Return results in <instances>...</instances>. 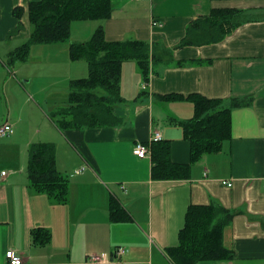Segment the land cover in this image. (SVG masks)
Here are the masks:
<instances>
[{"label":"crops","instance_id":"crops-1","mask_svg":"<svg viewBox=\"0 0 264 264\" xmlns=\"http://www.w3.org/2000/svg\"><path fill=\"white\" fill-rule=\"evenodd\" d=\"M29 1L0 0L4 61L29 36ZM15 7L23 9L22 29L13 32L19 24L13 15ZM111 8V17L103 24L108 40H140L170 49L179 43L191 20L212 9L264 13V0H111ZM97 25L93 29L89 24L79 26L87 31L71 40H86ZM37 52L48 72L41 75L51 77L50 82L37 85L27 72L24 83H11L9 106L0 113V126L12 127L9 136L0 137V171H7L0 181V264H9L8 250L20 256L22 264H89L87 255L111 254L116 247L126 253L111 264H170L165 250L177 245L188 205L211 202L233 213L223 231V244L233 257L196 264H264V19L239 26L219 43L175 49L173 61L158 66L145 82L135 62H124L123 102L113 109L114 124L101 128L61 131L56 127L43 107L48 100L50 113L64 106L69 82L86 77L87 65L69 60L67 43L32 45L26 61ZM13 65L7 66L8 76ZM194 93L219 99L250 97L251 104L232 112L231 139L220 153L191 164L185 179H152L154 132L169 141L171 161L185 164L190 159L182 129L170 119H190L192 104L165 102L158 96ZM16 97L31 112L42 113V124L21 129V123L32 118L26 119L24 109H14ZM35 142L55 145L56 169L69 180L66 204H57L29 187L27 150ZM136 143L149 147L148 158L134 155ZM111 198L129 213V222L109 220ZM35 228L50 232L47 244H33Z\"/></svg>","mask_w":264,"mask_h":264},{"label":"trees","instance_id":"trees-1","mask_svg":"<svg viewBox=\"0 0 264 264\" xmlns=\"http://www.w3.org/2000/svg\"><path fill=\"white\" fill-rule=\"evenodd\" d=\"M111 10V0H31L27 4L29 36L7 55L6 66L26 61L32 45L62 43L68 44L70 61H83L87 65L86 77L69 82L65 105L49 115L61 131L101 128L114 124L113 109L116 104L123 102L120 87L124 62H135L145 82L158 66L173 61L172 53L175 49L219 43L239 26L264 19L262 12L235 8L212 9L208 15L191 20L179 43L169 49L140 40H108L103 24L110 19ZM22 13L21 7L13 9V15L19 21L13 32L22 28ZM88 21L98 22L90 36L84 41L71 40V24ZM158 99L165 102H189L193 106V116L183 121L170 119L181 127L183 138L189 144L188 163L171 161L169 141L151 143V177L155 180L185 179L191 164L206 155L220 153L223 144L231 139L232 112L251 104L250 97L219 99L197 93L186 96L159 95ZM27 157L25 173L29 187L36 193L45 194L57 204H66L69 180L67 175L56 169L55 145L50 142L31 143ZM109 202V220L112 223L131 220L129 213L116 199L111 198ZM232 216L230 210L215 202L188 205L183 226L178 232L177 245L165 250L169 263L196 264L207 260H230L233 252L223 244V231ZM49 240L48 230H32L33 244L44 245Z\"/></svg>","mask_w":264,"mask_h":264},{"label":"rangeland","instance_id":"rangeland-1","mask_svg":"<svg viewBox=\"0 0 264 264\" xmlns=\"http://www.w3.org/2000/svg\"><path fill=\"white\" fill-rule=\"evenodd\" d=\"M83 24H89L90 29H93V26L98 24V22L97 21H89V22H74V23H72V25H71V37L70 38L78 39L76 37H79L78 36L79 34H82L85 29L87 31V27H80L79 28V26H81ZM78 28H79V30L77 32L76 30ZM41 58H42V54L37 52L34 55H30V59H28V61L14 63V65H13V67H14L13 74L11 76H8V68H7L6 63H5L6 61H4V59L2 57H0V113L7 106H9V102L7 100V91L11 88V83L13 81L14 82L21 81V82L24 83V75L27 72L30 74V76L32 78H35V83L37 85H44V84H47V83L50 82V80H51L50 78L51 77L49 79H47L46 77L41 75L43 73H46V74L48 73L46 71V68L44 70L41 67L42 65H40ZM51 66H55L56 67V65H51ZM15 67L17 69H15ZM47 67H49V66H47ZM52 78H55V77H52ZM27 89L29 90L30 88H27ZM28 90H27V92H28ZM31 93L34 94L32 91H31ZM37 99H38V101L41 100L38 97H37ZM51 99H53V98H51ZM16 100H17V102H16V104L14 106V109H16V110H18L20 108L24 109L25 112L28 113L25 116L26 119L29 116H31V118H32V121H30V122L28 121V122L21 123V129L22 130H26L28 127L33 128L36 124H42L41 121H42V118H44L42 113H38V111L31 112L30 108H27L28 107L27 105H22L19 102V100H20L19 97H16ZM49 102H50V100L47 101L46 107L45 106L43 107L45 109L47 115H50V111H52V109L50 108ZM30 104H31L32 108H35L34 107L36 105L35 103H30ZM45 133H46V131H45ZM116 248H119V247H116ZM121 248H123V247H121ZM114 250L111 252V254L114 252ZM8 263H9V261H8Z\"/></svg>","mask_w":264,"mask_h":264},{"label":"built area","instance_id":"built-area-1","mask_svg":"<svg viewBox=\"0 0 264 264\" xmlns=\"http://www.w3.org/2000/svg\"><path fill=\"white\" fill-rule=\"evenodd\" d=\"M142 1V0H135ZM12 132V127L10 124H4L0 126V137L9 136ZM162 140L160 133L154 132L153 136L150 139V143H156ZM133 153L136 157L148 158L149 157V147L142 143H136L133 149ZM7 176V171H0V181ZM230 186L231 184H227ZM126 253L124 248H116L112 254H89L87 255V262L89 264H111L113 261L121 258ZM5 257L8 259L9 264H22V259L20 256H17L12 250H8L5 253Z\"/></svg>","mask_w":264,"mask_h":264}]
</instances>
